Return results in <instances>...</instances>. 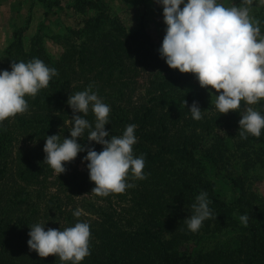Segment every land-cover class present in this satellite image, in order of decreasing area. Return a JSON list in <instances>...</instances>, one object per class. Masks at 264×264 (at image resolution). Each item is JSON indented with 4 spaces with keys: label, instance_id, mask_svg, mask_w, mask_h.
<instances>
[{
    "label": "trees",
    "instance_id": "trees-1",
    "mask_svg": "<svg viewBox=\"0 0 264 264\" xmlns=\"http://www.w3.org/2000/svg\"><path fill=\"white\" fill-rule=\"evenodd\" d=\"M72 1L81 20L50 37L62 46L57 57L45 46L49 3L29 46L30 17L0 52V69L35 57L58 70L47 87L25 97L26 112L0 122V264H71L30 250L28 233L37 222L63 230L78 220L90 224V255L80 264H264V196L254 187L264 177V129L247 139L238 133L240 114L252 107L264 115V99L242 100L239 109L221 114L215 89L161 58L163 36L144 18L129 29L108 0ZM257 23V39L264 38V16ZM89 85L110 106V135L137 125L133 154L144 156L147 175L129 173L133 186L122 193L91 192L95 185L82 157L102 145L87 140V129L77 138L85 151L65 162V172L44 163L45 137L70 136L69 95ZM193 101L203 111L200 120L188 110ZM85 118L94 126L91 109ZM201 190L213 215L193 232L184 219ZM245 213L247 226L239 220Z\"/></svg>",
    "mask_w": 264,
    "mask_h": 264
},
{
    "label": "clouds",
    "instance_id": "clouds-1",
    "mask_svg": "<svg viewBox=\"0 0 264 264\" xmlns=\"http://www.w3.org/2000/svg\"><path fill=\"white\" fill-rule=\"evenodd\" d=\"M157 2L162 6L166 25L158 52L171 69L192 73L201 87L210 92L215 89L219 93L215 95V108L221 114L239 109L242 100L251 105L264 99V38L257 39L260 27L253 23L248 7H226L219 0ZM56 75V68L35 57L27 62H12L10 70L0 69V122L26 112L29 106L25 97H34ZM67 104L72 109L70 136L45 137L44 163L58 174L65 172V162L73 161L78 153L85 151L77 138L87 129V140L102 145L99 152L88 148L82 157L89 179L95 185L91 192L101 196L122 193L133 186L126 179L129 173L137 179L146 178L144 156L133 154V145L137 142L135 123L126 125L121 135H110L105 130L110 106L91 85L69 95ZM89 109L95 116L94 126L85 118ZM188 110L194 120L202 119L203 111L197 101ZM240 117L241 139L261 135L264 115L248 107ZM210 203L208 193L201 190L191 204V214L184 219L189 230H199L213 215ZM73 215L79 217L81 210L77 208ZM239 220L247 226L249 216L242 214ZM28 235L30 250H35L40 257L55 255L61 261L80 264L90 255V224L86 221L78 220L63 230H45V224L37 222L30 227Z\"/></svg>",
    "mask_w": 264,
    "mask_h": 264
},
{
    "label": "rangeland",
    "instance_id": "rangeland-1",
    "mask_svg": "<svg viewBox=\"0 0 264 264\" xmlns=\"http://www.w3.org/2000/svg\"><path fill=\"white\" fill-rule=\"evenodd\" d=\"M108 1L113 14L119 16L129 29H137L141 19L144 18L151 32L164 36L166 25L163 21V9L157 0ZM219 2L226 7H248L253 23H257L260 16H264V11H261V7L264 8V0H219ZM44 3H49L52 12L45 29V33L49 36L45 39V46L52 56L57 57L62 51V46L50 37L65 33L68 27L77 26L81 20L72 8V0H0V52L12 41L14 31L26 25L29 17V29L24 40L27 47L30 45V39L45 21ZM191 81L198 82L195 75ZM254 187L264 196V177Z\"/></svg>",
    "mask_w": 264,
    "mask_h": 264
}]
</instances>
